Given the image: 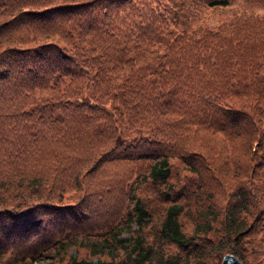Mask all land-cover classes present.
<instances>
[{
	"label": "trees",
	"instance_id": "16d2710c",
	"mask_svg": "<svg viewBox=\"0 0 264 264\" xmlns=\"http://www.w3.org/2000/svg\"><path fill=\"white\" fill-rule=\"evenodd\" d=\"M263 116L264 0H0V264H264ZM241 134L225 183L208 139ZM91 175L126 197L95 233L59 200Z\"/></svg>",
	"mask_w": 264,
	"mask_h": 264
},
{
	"label": "rangeland",
	"instance_id": "374dc122",
	"mask_svg": "<svg viewBox=\"0 0 264 264\" xmlns=\"http://www.w3.org/2000/svg\"><path fill=\"white\" fill-rule=\"evenodd\" d=\"M210 16H208L209 22L217 21L218 19L226 16L229 11H231V8H212L211 10L207 9ZM264 122V116L262 117V123ZM16 130L12 129L11 133H14ZM11 137V136H10ZM129 138L136 137L134 135L130 136ZM222 138V137H221ZM225 140V138H222ZM209 144L211 147H213L216 152H218L215 157H213V163L212 168L215 171L217 175H219L220 179H222L225 183H231L235 184L238 182L237 180H233L235 171L239 172V175H241V178H246V174L242 172V168L240 169H234L235 166L234 163L243 162V160L246 159L248 156V153L250 151V148L245 144V137L244 135L229 142L222 141L218 136H213L210 139H208ZM49 149L52 148V145L47 144ZM254 149V146H251V150ZM237 167V166H235ZM239 168V167H238ZM46 169L45 165H39L38 167H35V169L27 168L25 172L26 177H31L34 175L35 171L39 170V174H44V171ZM223 175L226 176L228 180L223 178ZM121 176V175H120ZM204 182L206 183L207 187L211 183V180H209L207 177H204ZM243 179V180H244ZM8 182L14 183L16 181L15 177L13 175L8 177ZM100 180V177L97 176H89L88 178V189L85 192L78 190H70L67 189V194H65L63 197H61L59 200L62 202H68V203H76L75 209L78 211H82L86 215H81L80 218L82 220L81 228H86L92 231L93 233L98 232L102 230L105 226H107L109 223H112L114 219L119 217L123 212L126 210V197L123 194V190L120 189V186L118 183H115V187L113 188L112 192L107 195L102 201H90L87 200L91 195L90 192L94 191L97 186L96 182ZM119 179L115 178L113 179V182L118 181ZM112 182V183H113ZM211 188H215L214 184L210 185ZM139 194L145 198V201L147 202L148 206H151L152 214H153V220L152 225L157 223V220L159 217L155 218V215L159 213L160 206H158L155 202H153L157 197V193H154V191L151 188L148 187H141ZM224 200L226 201V197H224ZM89 208L90 210H88ZM183 223L186 226H188V231L191 229V225L187 222L186 218H183ZM133 229H136L137 226L135 224L132 225ZM151 227H148L146 230H148ZM145 234L147 236V239L150 240V235L152 231H150L148 234ZM127 231H124L122 234V238H127ZM129 234V233H128ZM84 255L87 256L88 253L85 249H77L76 247H71L69 251L67 252V255ZM66 258V256H65ZM221 262V261H220ZM33 264H58L55 263V261L52 263V260L50 258L42 257L38 258L34 261ZM220 264V263H219Z\"/></svg>",
	"mask_w": 264,
	"mask_h": 264
},
{
	"label": "water",
	"instance_id": "95a60500",
	"mask_svg": "<svg viewBox=\"0 0 264 264\" xmlns=\"http://www.w3.org/2000/svg\"><path fill=\"white\" fill-rule=\"evenodd\" d=\"M220 264H242L233 254H224Z\"/></svg>",
	"mask_w": 264,
	"mask_h": 264
}]
</instances>
